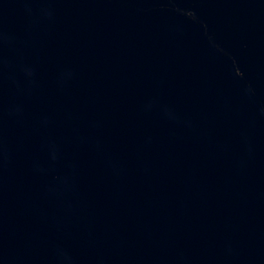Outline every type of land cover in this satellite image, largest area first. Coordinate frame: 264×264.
Masks as SVG:
<instances>
[{
  "label": "water",
  "instance_id": "1",
  "mask_svg": "<svg viewBox=\"0 0 264 264\" xmlns=\"http://www.w3.org/2000/svg\"><path fill=\"white\" fill-rule=\"evenodd\" d=\"M0 264H264V0H0Z\"/></svg>",
  "mask_w": 264,
  "mask_h": 264
}]
</instances>
